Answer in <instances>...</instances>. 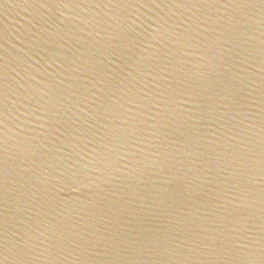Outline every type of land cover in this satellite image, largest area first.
Masks as SVG:
<instances>
[{"label": "water", "instance_id": "1", "mask_svg": "<svg viewBox=\"0 0 264 264\" xmlns=\"http://www.w3.org/2000/svg\"><path fill=\"white\" fill-rule=\"evenodd\" d=\"M0 264H264V0H0Z\"/></svg>", "mask_w": 264, "mask_h": 264}]
</instances>
